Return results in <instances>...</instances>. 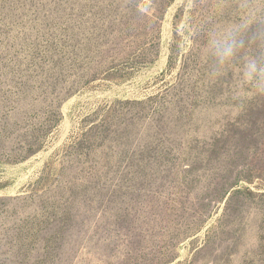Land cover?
Segmentation results:
<instances>
[{"label":"rangeland","instance_id":"374dc122","mask_svg":"<svg viewBox=\"0 0 264 264\" xmlns=\"http://www.w3.org/2000/svg\"><path fill=\"white\" fill-rule=\"evenodd\" d=\"M245 14L0 0V264H264V95L210 75Z\"/></svg>","mask_w":264,"mask_h":264},{"label":"clouds","instance_id":"9594fccd","mask_svg":"<svg viewBox=\"0 0 264 264\" xmlns=\"http://www.w3.org/2000/svg\"><path fill=\"white\" fill-rule=\"evenodd\" d=\"M238 3L246 13L243 22L219 30L210 37L209 54L213 58L210 75L215 78L225 75L227 66L240 58L241 53H245L242 58V78L254 93L264 95V15L249 10L251 0H238ZM253 25L259 27L246 39ZM252 44L258 46V55L245 51Z\"/></svg>","mask_w":264,"mask_h":264}]
</instances>
